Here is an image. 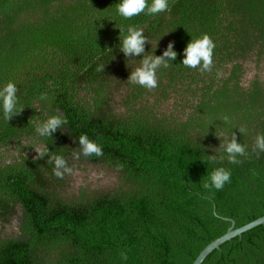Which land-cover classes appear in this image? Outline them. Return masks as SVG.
<instances>
[{
	"label": "trees",
	"instance_id": "obj_1",
	"mask_svg": "<svg viewBox=\"0 0 264 264\" xmlns=\"http://www.w3.org/2000/svg\"><path fill=\"white\" fill-rule=\"evenodd\" d=\"M119 2L0 0V89L13 82L23 108L7 121L0 102V264H190L231 221L264 215V152L252 151L264 134V83L241 79L247 64H264V0H168L170 11L130 19ZM132 25L146 55L169 43L177 54L153 90L127 80L142 59L120 51L119 30ZM201 34L216 45L211 73L181 63ZM170 100L178 109L166 111ZM55 114L67 125L38 135ZM232 133L247 146L241 163L208 160ZM81 134L103 156L74 159ZM46 149L73 170L100 163L115 181L64 197L68 174L53 175ZM217 167L231 180L209 199L203 183ZM201 264H264V228Z\"/></svg>",
	"mask_w": 264,
	"mask_h": 264
},
{
	"label": "clouds",
	"instance_id": "obj_2",
	"mask_svg": "<svg viewBox=\"0 0 264 264\" xmlns=\"http://www.w3.org/2000/svg\"><path fill=\"white\" fill-rule=\"evenodd\" d=\"M118 14L126 19L139 15L145 12L148 15H155L170 11L168 0H152L149 6L147 0H120L116 4ZM120 51L126 58H133L140 56L139 66L134 71L130 72L128 81L144 87L148 90H153L158 86L157 70L161 67H170L169 61L176 59V53L172 51V44L167 45L166 50L162 55L156 56L153 53L147 54L145 52V45L148 44L147 38L144 36L142 28L135 25L128 26L126 34L123 30H119ZM216 45L208 34H201L199 38H193L187 43L184 52L182 64L188 68L198 69L200 72L211 73L213 70V51ZM105 66H99L97 71L103 72ZM219 76V72L217 73ZM51 83V82H50ZM17 87L13 82H8L2 89H0V102H2V109L4 118L10 121L14 116L21 113L23 108L17 110ZM47 94L42 93L40 99H46ZM224 122H229V117L224 115L222 117ZM67 119L60 114H55L47 118L46 121L38 124L35 131L40 136L50 137L62 126L67 125ZM245 128H240L239 132H245ZM80 146L79 152H73V158L79 159L80 155L89 157L95 155L97 157L103 156V149L100 145L90 140L86 134H81L78 139ZM219 155L207 156L212 163L222 162L227 157L231 164H240L241 160L237 157H246L248 155L247 146L237 142V137L234 133L230 138L224 140L220 147L215 149ZM252 151L259 157L261 152H264V134H257L254 140ZM41 155H47L50 163H54L53 175L59 179H63L65 174H71L73 169L68 166L67 161L60 155L53 154L47 149ZM118 168H122L118 165ZM231 180V171L224 167H217L211 171L207 181L203 183V188L207 190L208 198L213 196V189L216 191L222 190L226 183ZM121 260H126V250L120 252Z\"/></svg>",
	"mask_w": 264,
	"mask_h": 264
},
{
	"label": "rangeland",
	"instance_id": "obj_3",
	"mask_svg": "<svg viewBox=\"0 0 264 264\" xmlns=\"http://www.w3.org/2000/svg\"><path fill=\"white\" fill-rule=\"evenodd\" d=\"M262 67H264V64L259 66V70H253L252 64H247L241 79L246 80L249 79L251 75L257 74L264 83V70L261 69ZM110 105L115 110L121 109V105L120 103L118 104L116 96L112 99ZM164 108L166 111L178 109L177 105H173L172 100H170L167 105L164 104ZM101 167L102 165H100V163H86L81 165L78 170H73L71 174L66 176V185L64 191H62V195H64V197L75 195L79 189H84L89 192L91 190H106L110 188L115 181L114 177Z\"/></svg>",
	"mask_w": 264,
	"mask_h": 264
},
{
	"label": "water",
	"instance_id": "obj_4",
	"mask_svg": "<svg viewBox=\"0 0 264 264\" xmlns=\"http://www.w3.org/2000/svg\"><path fill=\"white\" fill-rule=\"evenodd\" d=\"M264 228V215L258 217L238 228H233V222L224 234L208 243L193 259L190 264H201V261L210 255L228 247L229 245L247 237Z\"/></svg>",
	"mask_w": 264,
	"mask_h": 264
}]
</instances>
